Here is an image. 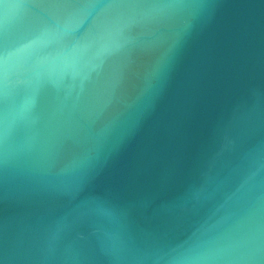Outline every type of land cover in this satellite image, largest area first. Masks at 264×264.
I'll list each match as a JSON object with an SVG mask.
<instances>
[{"label":"water","instance_id":"1","mask_svg":"<svg viewBox=\"0 0 264 264\" xmlns=\"http://www.w3.org/2000/svg\"><path fill=\"white\" fill-rule=\"evenodd\" d=\"M0 264H264V0H0Z\"/></svg>","mask_w":264,"mask_h":264}]
</instances>
